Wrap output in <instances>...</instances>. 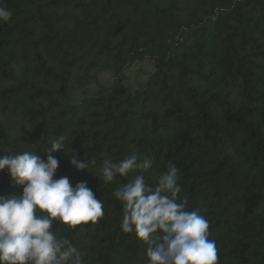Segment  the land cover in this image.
Instances as JSON below:
<instances>
[{"label":"trees","instance_id":"1","mask_svg":"<svg viewBox=\"0 0 264 264\" xmlns=\"http://www.w3.org/2000/svg\"><path fill=\"white\" fill-rule=\"evenodd\" d=\"M0 7L11 11L0 20V157L46 159L49 140L64 136L63 151L51 153L53 180L83 182L103 207L96 222L74 228L52 220L50 231L70 241L82 264H150L148 244L122 230L124 205L113 193L137 175L155 189L169 164L178 169L176 203L208 221L217 264H264V0ZM139 60L153 68L132 90L126 72ZM102 73L110 83L90 92ZM65 153L89 169L75 170ZM132 155L151 166L102 180L104 160ZM22 190L0 170V197Z\"/></svg>","mask_w":264,"mask_h":264},{"label":"clouds","instance_id":"2","mask_svg":"<svg viewBox=\"0 0 264 264\" xmlns=\"http://www.w3.org/2000/svg\"><path fill=\"white\" fill-rule=\"evenodd\" d=\"M10 18L11 11L0 7V20ZM64 139L60 135L49 140L50 147L44 150L46 159L29 151L0 157V170L7 169L11 180L23 186L18 197H0V262L82 264L70 241L57 239L50 231L52 220L74 228L82 222H96L103 215V207L83 182L73 187L67 177L53 180L59 162L51 153L63 151ZM69 163L77 171L89 169L88 163L75 154L69 155ZM150 166L149 160L138 162L135 155L118 163L106 159L100 168L101 178L107 183L117 175L143 172ZM177 181L178 169L169 164L155 189L146 185L143 175L119 187L113 195L124 205L122 230H134L148 244L150 264H217L216 244L208 238V221L195 211H183V203H176L181 191ZM37 208L47 215L37 216ZM157 229L162 234L153 235Z\"/></svg>","mask_w":264,"mask_h":264},{"label":"rangeland","instance_id":"3","mask_svg":"<svg viewBox=\"0 0 264 264\" xmlns=\"http://www.w3.org/2000/svg\"><path fill=\"white\" fill-rule=\"evenodd\" d=\"M152 63L148 60H139L135 62L130 68H128L126 84L130 89H135L141 85L146 79L148 73L152 70ZM111 81L110 73H102L98 81L89 85L88 90L90 92L95 91L101 85H108ZM83 95V91L79 90L73 94V100L77 101Z\"/></svg>","mask_w":264,"mask_h":264}]
</instances>
